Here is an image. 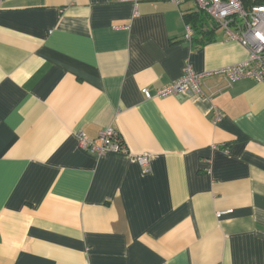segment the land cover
<instances>
[{"label": "crops", "instance_id": "obj_1", "mask_svg": "<svg viewBox=\"0 0 264 264\" xmlns=\"http://www.w3.org/2000/svg\"><path fill=\"white\" fill-rule=\"evenodd\" d=\"M189 3L0 0V264H264V84ZM106 127L149 169L79 149Z\"/></svg>", "mask_w": 264, "mask_h": 264}, {"label": "built area", "instance_id": "obj_2", "mask_svg": "<svg viewBox=\"0 0 264 264\" xmlns=\"http://www.w3.org/2000/svg\"><path fill=\"white\" fill-rule=\"evenodd\" d=\"M132 2L134 7L139 0H122ZM175 5L190 2L195 10L203 12L213 24L214 30H222L229 39L238 41L244 46L248 55L241 62L230 64L220 68L228 81L233 82L239 78H249L264 84V3L244 5L241 0H164ZM193 32L186 25L185 37L190 39ZM201 75L195 73L190 65H186L183 74L170 83L158 88L154 94L156 97H166L175 94H185L189 97H201L204 95L200 85ZM146 98L151 94L147 88L141 90ZM221 114L213 109L214 121ZM79 149L103 155L106 153L123 154L136 162L143 170L149 169L151 154L142 152L130 154L118 132L106 127L102 129L96 139L87 138L82 132L77 134Z\"/></svg>", "mask_w": 264, "mask_h": 264}, {"label": "trees", "instance_id": "obj_3", "mask_svg": "<svg viewBox=\"0 0 264 264\" xmlns=\"http://www.w3.org/2000/svg\"><path fill=\"white\" fill-rule=\"evenodd\" d=\"M244 5L250 4H261L264 3V0H241ZM205 18L207 16L201 11H192L184 15V20L187 25L190 26L193 30V35L205 37L213 33L214 27L207 28L205 27Z\"/></svg>", "mask_w": 264, "mask_h": 264}, {"label": "rangeland", "instance_id": "obj_4", "mask_svg": "<svg viewBox=\"0 0 264 264\" xmlns=\"http://www.w3.org/2000/svg\"><path fill=\"white\" fill-rule=\"evenodd\" d=\"M189 4H192V3H189ZM205 27L210 28V29L213 27V24L207 18H205Z\"/></svg>", "mask_w": 264, "mask_h": 264}]
</instances>
